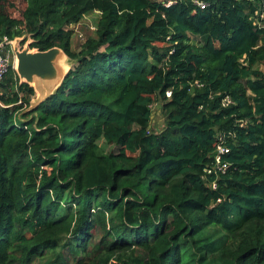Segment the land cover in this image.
<instances>
[{"label":"trees","instance_id":"obj_1","mask_svg":"<svg viewBox=\"0 0 264 264\" xmlns=\"http://www.w3.org/2000/svg\"><path fill=\"white\" fill-rule=\"evenodd\" d=\"M16 1L0 37L74 64L27 112L0 83V264H264V0Z\"/></svg>","mask_w":264,"mask_h":264},{"label":"water","instance_id":"obj_2","mask_svg":"<svg viewBox=\"0 0 264 264\" xmlns=\"http://www.w3.org/2000/svg\"><path fill=\"white\" fill-rule=\"evenodd\" d=\"M17 40L24 43L21 47ZM32 38L25 36L13 39L15 54L14 68L20 82H26L38 92L37 101L24 112L34 109L38 104L49 98L62 85L74 62L61 47L38 50L31 47ZM16 42V43H15ZM5 53L7 49L3 50ZM153 117V115H152Z\"/></svg>","mask_w":264,"mask_h":264},{"label":"rangeland","instance_id":"obj_3","mask_svg":"<svg viewBox=\"0 0 264 264\" xmlns=\"http://www.w3.org/2000/svg\"><path fill=\"white\" fill-rule=\"evenodd\" d=\"M16 8H11V13L17 17H21L23 10L26 6V0H17L16 1ZM99 14L92 13L87 16H85L80 22L73 25L74 29V35H73V48L75 50L80 49V46L82 43L89 37L94 35L95 29H96V19L98 18ZM19 43V46H23L24 43L20 40H17ZM16 43V42H15ZM13 48V47H12ZM14 54V52L12 53ZM15 55V54H14ZM39 93L35 92V94L31 97L30 102L31 104H34L35 101H37ZM153 120H152V128L155 131H160L164 127L165 122V116L163 112L161 111V108L159 104L155 103L153 105ZM100 145L108 148V149H114L115 146H107L104 140L99 141Z\"/></svg>","mask_w":264,"mask_h":264},{"label":"built area","instance_id":"obj_4","mask_svg":"<svg viewBox=\"0 0 264 264\" xmlns=\"http://www.w3.org/2000/svg\"><path fill=\"white\" fill-rule=\"evenodd\" d=\"M198 5H200L201 8L206 7L205 2H199L197 1ZM260 25L264 26V23L257 21ZM13 39H10L8 36L0 37V83L3 81L7 73L10 71L11 67H14L15 64V55L13 53ZM7 49V52L5 53L3 50ZM2 94L0 90V95ZM167 95H171V91L169 90L167 92ZM231 102V99L229 97H225L224 104H229ZM220 139L219 144L217 147V153L215 156V162L212 166H208L205 168V171L207 173H212L213 171L217 172L219 170L224 171L228 167V163L223 161L222 156L229 152L230 148L228 145L223 144L225 137L222 136L221 133H219ZM212 188H216V183H211ZM220 200V199H219Z\"/></svg>","mask_w":264,"mask_h":264}]
</instances>
